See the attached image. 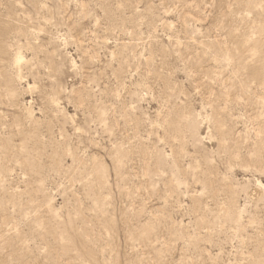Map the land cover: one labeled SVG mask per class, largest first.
Here are the masks:
<instances>
[{"label":"rangeland","instance_id":"374dc122","mask_svg":"<svg viewBox=\"0 0 264 264\" xmlns=\"http://www.w3.org/2000/svg\"><path fill=\"white\" fill-rule=\"evenodd\" d=\"M0 264H264V0H0Z\"/></svg>","mask_w":264,"mask_h":264}]
</instances>
